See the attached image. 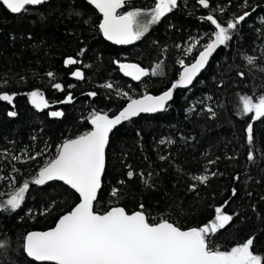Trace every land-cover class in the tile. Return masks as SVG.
Returning <instances> with one entry per match:
<instances>
[{"label":"trees","instance_id":"trees-1","mask_svg":"<svg viewBox=\"0 0 264 264\" xmlns=\"http://www.w3.org/2000/svg\"><path fill=\"white\" fill-rule=\"evenodd\" d=\"M211 2L213 7L226 9L217 13L221 22L244 11L251 15L238 25L228 46L215 52L192 87L175 93L167 111L127 121L115 131L96 207L104 212L121 206L131 213L143 204L154 220L169 219L188 229L213 220L215 208L229 201L225 212L234 219L211 237L212 244L227 250L254 236V251L264 254V118L253 123V143L249 145V118H242L237 110L240 95L264 94V71L260 70L264 68V0H248L246 8L241 6L243 0ZM154 4L129 3L123 11H148ZM208 14L209 9L197 0H181L177 11L125 48L105 40L98 27L102 16L85 0H51L20 15H12L0 4V93L16 94L12 105L0 101V200H6L25 179L30 180L65 139L90 131L94 112L118 114L129 103L120 93L138 99L170 88L183 70L179 60L193 61L199 46L187 55L186 49L201 37V43H206L207 34L215 30L201 19ZM81 50L82 56L78 55ZM246 56L256 57L255 64H247ZM68 57L82 63L65 66ZM117 60L139 64L150 73L157 63L162 66L157 75L136 81L124 75L114 63ZM77 69L84 72L85 79L72 76ZM49 72L54 76L49 77ZM56 83L64 85V91L55 89ZM106 83H113V89L102 87ZM37 90L49 103L43 110L31 102L29 93ZM69 92L73 103H59ZM89 92L97 95L88 96ZM193 105L195 110L189 112ZM208 106L215 110L214 117L206 110ZM13 110L17 115L10 117L8 112ZM57 110L64 116L49 115ZM24 150L29 155L43 154L36 160L12 159ZM250 152L255 157L251 161ZM161 156L167 159L161 160ZM129 170L137 173L132 179L127 176ZM205 170L210 177L207 184L190 190L191 177L205 174ZM141 172L145 176L151 173L150 186L142 181ZM113 188L120 189L118 197L111 196ZM234 188L236 195L232 196ZM79 202V196L63 184L31 185L21 209L0 212V242L7 241L6 248L0 249V264H40L25 254L24 237L55 227Z\"/></svg>","mask_w":264,"mask_h":264},{"label":"snow or ice","instance_id":"snow-or-ice-1","mask_svg":"<svg viewBox=\"0 0 264 264\" xmlns=\"http://www.w3.org/2000/svg\"><path fill=\"white\" fill-rule=\"evenodd\" d=\"M87 2L94 5L102 14L103 18L98 26L102 35L117 45H128L140 40L152 25L159 23L163 17L179 6V0H155L154 7L148 11L141 9L120 11L125 8L128 0H87ZM0 3L12 13H26L30 7L43 5L47 0H0ZM197 3L204 9H209V14L201 19L210 22L215 30L207 34L206 43H201L203 39L201 37L186 49L187 55L199 46L198 54L193 61L185 63L184 59L179 60L183 69L179 79L160 95L145 93L141 98L133 99L128 92L120 93L129 100V103L118 114L109 116L107 113L94 112L90 120L93 126L90 131L75 138L65 139L57 146L56 155L47 159L30 180L25 179L6 200H0V212H15L24 204L31 185L41 186L50 181H63L79 194L80 202L61 216L55 227L47 231H33L26 234L22 247L29 258L40 264L47 262L52 264H264V254L254 251V236L227 250H221L212 244L211 237L234 219V215L225 212L229 201L215 208L213 220L203 226L188 229H182L179 224L170 222L169 219L154 220L144 210L143 204L139 205L140 210L131 213L121 206L110 207L104 212L96 207L98 195L103 187L106 148L113 130L142 113L155 114L167 111L175 90L193 85L217 49L221 46L227 47L238 25L251 15V12L244 11L226 22H221L217 13L222 14L226 10L224 7H213L211 0H197ZM241 6L248 7V0H243ZM252 11H255V8ZM76 14L80 15V13ZM83 54L84 50H81L78 55ZM245 59L247 64L254 65L257 58L246 56ZM78 63L82 62L75 57H68L64 61L65 66ZM114 63L119 65L124 75L136 81H141L142 77L150 74L157 75L162 66L161 63H157L150 73L139 64L122 63L119 60ZM260 70L264 71V68ZM47 75L53 77L54 73L49 72ZM238 75L243 77L244 73L240 72ZM72 76L78 80L85 79V74L80 69L72 72ZM53 87L64 91V85L60 83L54 84ZM68 87L72 88L74 85ZM102 87L113 89L114 85L106 83ZM15 95L0 93V101L12 105ZM29 95L36 108L43 110L49 107L48 101L38 90L32 91ZM87 95L95 97L97 93L89 92ZM73 99L72 93L69 92L59 103L71 104ZM194 110L195 105L188 109L189 112ZM206 110L213 117L216 115L211 106ZM237 110L242 118H249L250 122L246 127L247 143L252 145L253 123L264 118V94L240 95ZM8 115L15 117L17 113L13 110L9 111ZM49 115L60 118L64 116V112L51 111ZM42 154L37 152L29 155L27 150H24L21 155L12 156V159L20 160L23 156L27 160H36ZM254 158L250 152L248 159L251 161ZM160 159L166 160L167 157L161 156ZM129 168L131 169L130 165ZM138 174L145 185L150 186L151 173L147 176L143 172ZM135 175L137 173L134 170H129L127 173L129 179L134 178ZM211 175L215 176L216 173L213 172ZM209 178L207 170L205 174L193 175L191 179L194 183L190 185V190L195 191L198 185L207 184ZM235 179L238 180L239 176ZM119 183L123 184L125 181ZM119 193V188H113L110 194L112 197H118ZM235 195L234 188L232 196ZM253 210L255 211V206ZM6 246L7 241L0 242V249Z\"/></svg>","mask_w":264,"mask_h":264},{"label":"water","instance_id":"water-1","mask_svg":"<svg viewBox=\"0 0 264 264\" xmlns=\"http://www.w3.org/2000/svg\"><path fill=\"white\" fill-rule=\"evenodd\" d=\"M155 2V0H128V3L127 4H129V3H135V2ZM180 1L181 0H179V3H180ZM51 2V0H47V3H45V4H48V3H50ZM85 2H87V0H85ZM88 3V2H87ZM9 13H11L12 15H20V14H22V13H12L10 10H8L7 8H6V6H4L2 3H0ZM45 4H43V5H45ZM92 8H94L97 12H99L95 7H94V5H91L90 3H88ZM43 5H40V6H43ZM126 6V5H125ZM35 7H39V6H35ZM31 8V7H30ZM125 8H123V9H120V11H123ZM177 9H178V7L176 8V9H174L173 10V12H175V11H177ZM101 16H102V14L101 13H99ZM103 18V17H102ZM105 38V37H104ZM105 40L107 41V42H109L110 44H112V45H114V46H117V47H125V48H128V47H130V46H132L134 43H132V44H128V45H117V44H114L113 42H111V41H108L106 38H105ZM218 50V49H217ZM215 54V53H214ZM214 54H213V56H214ZM213 56L210 58V60H209V63H208V65L205 67V69H203L202 71H201V73L199 74V76L197 77V79L202 75V73L207 69V67L209 66V64H210V62H211V60H212V58H213ZM179 79V78H178ZM177 79V80H178ZM196 79V80H197ZM195 80V81H196ZM194 81V82H195ZM194 82H193V84H194ZM192 87V85L191 86H189L188 88H179V89H177V90H175V92H174V95H175V93L178 91V90H187V89H189V88H191ZM141 98V97H140ZM171 101H169V103H170ZM161 113V112H160ZM155 114H158V113H155ZM145 115H153V114H148V113H142L140 116H138V117H134V118H132L131 120H134V119H136V118H139V117H141V116H145ZM127 121H125V122H123L121 125H119L116 129H114L113 130V132L110 134V138H109V144H110V139H111V136L115 133V131L116 130H118L119 128H121L125 123H126ZM92 125H91V129H92ZM108 147H109V145H108ZM108 147L106 148V161H107V150H108ZM107 163V162H106ZM105 171H106V168H105ZM105 176V175H104ZM103 179H104V177H103ZM54 183H60V184H63V185H65V186H67L68 188H70V186H68V185H66L63 181H50V182H48L47 184H45V185H41V186H38V187H46V186H48V185H50V184H54ZM103 188V187H102ZM71 189V188H70ZM73 192H75V190H73V189H71ZM76 193V192H75ZM78 196H79V194L78 193H76ZM99 195H100V193H99ZM99 195H98V197H99ZM28 257V256H27ZM29 258V257H28ZM31 261H33V262H36V261H34L33 259H31V258H29ZM36 263H40V262H36ZM47 264H52V262H47Z\"/></svg>","mask_w":264,"mask_h":264}]
</instances>
